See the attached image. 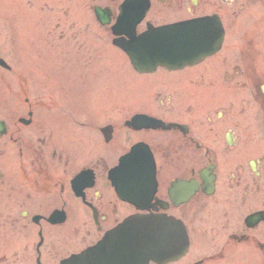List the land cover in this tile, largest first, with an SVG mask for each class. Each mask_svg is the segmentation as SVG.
Returning <instances> with one entry per match:
<instances>
[{"label": "flooded vegetation", "instance_id": "af4514ba", "mask_svg": "<svg viewBox=\"0 0 264 264\" xmlns=\"http://www.w3.org/2000/svg\"><path fill=\"white\" fill-rule=\"evenodd\" d=\"M246 1L162 4L177 11L218 13L229 27L222 11L244 16ZM201 2L204 9H199ZM162 16L145 24L172 18ZM230 32L200 66L179 70L181 75L162 69L160 107L143 111L162 120L159 127H132L117 117L103 124L86 111L54 110L55 104L44 103L53 100L51 93H32L31 86L39 80L61 85L53 90L54 98H75L69 87L84 77L83 47L72 52L64 45L62 51L36 54L31 72L23 62L30 56L18 50V96L10 100L18 102V115L6 116L11 141L0 142V156L6 158L0 167V264H64L136 213L184 223L189 250L166 264H242L244 258L264 264V147L255 153L252 141L255 127L256 135H264V115L231 110L229 100L222 110L208 107L200 114L183 88L205 81L209 86L253 85V96L264 109V68L260 72L257 66L260 36L248 52L246 31L238 32L233 44ZM106 126L109 137L102 131ZM140 142L152 152L157 181L143 208L121 200L109 176L120 155ZM11 155L17 156L13 163ZM255 212H262V220L247 222ZM248 250L256 260L252 253L247 256Z\"/></svg>", "mask_w": 264, "mask_h": 264}, {"label": "rangeland", "instance_id": "374dc122", "mask_svg": "<svg viewBox=\"0 0 264 264\" xmlns=\"http://www.w3.org/2000/svg\"><path fill=\"white\" fill-rule=\"evenodd\" d=\"M118 2L120 0H0V56L12 65V71L0 67V118H5L10 113V115H18L17 107L10 100L7 102L10 105L9 111L5 112L3 101L8 100L12 94H18L19 47L23 55H29L32 49L34 52V47L38 48L37 45L42 40H46L50 47L66 45L72 52L84 47V51L86 48L90 54L93 52L91 54L93 59L87 70H84V77L77 80L74 85L80 86L82 90L87 87L89 95L86 96L90 101H87L83 106L85 108L82 109L91 110V113L101 119L102 123L114 117L121 121L124 116L134 111L148 109L157 111L160 106V97L158 96L160 81L152 77H143L146 79L143 80L148 82L147 84L140 83L133 75L134 71L129 65L127 56L117 49L115 51L108 28L101 26L95 19L93 13L95 4H110L115 8ZM204 4L202 3L199 9H204ZM155 5L151 15L158 14L161 9L159 3ZM204 13H208V11L199 10L187 13L183 9L180 13L177 10L167 9L163 17H189ZM222 13L229 15L226 10H223ZM259 20L264 26V0H250L243 17H231L230 15L227 17V21H230L231 31L246 29L250 32H258L261 29ZM60 25L61 27L58 28ZM231 40H233L232 37ZM23 62L29 66L30 72L33 71L32 62L28 60ZM259 62L257 66L261 72L260 68H264V47ZM42 88H49L45 92L51 93L50 97L53 96V100L48 104H55L54 110H69L68 106L73 110L80 109L78 100L64 103L65 101L61 102L54 98L53 90L56 87L52 85L33 83L32 93H39ZM235 89L236 91L233 89L226 91L230 100L236 99L232 109H241L242 101H246L245 110L256 113L257 108L249 95L248 87L243 86ZM8 140V138H4L0 139V142ZM258 141L257 138L254 139V143ZM261 150L255 149L254 152ZM16 157L11 155L8 158L9 160L11 158L13 163L15 161L13 159ZM5 159L0 156V167L6 163Z\"/></svg>", "mask_w": 264, "mask_h": 264}, {"label": "water", "instance_id": "95a60500", "mask_svg": "<svg viewBox=\"0 0 264 264\" xmlns=\"http://www.w3.org/2000/svg\"><path fill=\"white\" fill-rule=\"evenodd\" d=\"M96 12L98 15L101 13L98 8ZM126 19L125 17L124 21ZM123 39L121 41H124ZM133 42L134 35L130 40L120 42V44L125 47L128 44L130 48L134 46ZM159 43H161L160 40L155 42L156 45ZM137 45L144 46L141 41ZM132 58L136 65L140 64L139 58L136 56ZM0 132L4 131L0 129ZM163 236L159 219L135 217L109 232L96 247L84 255V259L90 258L88 264H147L149 259L160 260L162 257V249L166 243ZM81 257L77 256L76 259Z\"/></svg>", "mask_w": 264, "mask_h": 264}]
</instances>
